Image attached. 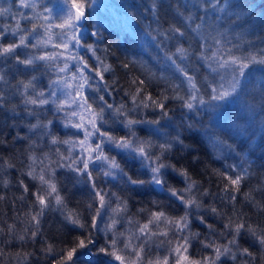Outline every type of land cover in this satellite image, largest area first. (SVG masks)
Instances as JSON below:
<instances>
[{"label": "snow or ice", "instance_id": "1", "mask_svg": "<svg viewBox=\"0 0 264 264\" xmlns=\"http://www.w3.org/2000/svg\"><path fill=\"white\" fill-rule=\"evenodd\" d=\"M63 7L60 12L54 13L44 0H19L18 7L26 12H12L11 7H0V17L12 16L16 18L14 26H0V63L7 59L15 60L17 65H23L25 70L35 69L40 64L47 72L51 73L47 89H37L35 81L37 77L32 75L27 81L19 80L15 85H9V78L3 70H0V108H4L7 99L5 92L8 87L15 89L13 94L22 97V104L29 116H36L35 124L29 125V131L41 129L42 135L49 136L52 145H67V155L57 149L59 159L55 161L57 167H66L77 173L79 177H85L93 192V205L91 223L89 229H98L104 232L105 237L111 234V239H106L105 246L98 249L100 254L110 256L117 264H218L222 257L233 261L237 253L247 256L243 264H256L257 256L248 248H241L238 238L241 231L247 232L260 245L261 264H264V229H257L242 220L233 221L231 217L224 225L225 229L232 233V238L226 244L216 241H201L205 248H212L213 255L193 259L188 256L191 240L199 236L189 229V212L187 209L201 208V203L193 195L198 182L194 180L186 168H177L175 164L165 159L174 146H181V150H187L191 145L186 144L182 133L177 130L174 135L164 132L161 120L171 121V111L166 107V102L171 98L180 102V107L196 117L201 116V110L209 114L210 126L203 121L193 122L189 118L184 127L194 133H200L212 148L217 159L223 158L225 150L241 157V164L225 165V171L216 170V175L223 183L222 199L235 205L236 194L240 192L242 183L250 176L251 164L245 165L246 156L235 152L233 144L227 143L219 131H225L233 137H249V128L258 126L264 134V77L256 80L255 73L250 69H264V47H256L255 41L247 38V30H236L240 27L247 13L243 11L247 5L237 4L235 0H168L167 7L180 19V26L171 24L167 29H162L159 24L158 9L165 7L162 0H149V7L153 21L145 25L144 38L163 51V67L171 68L173 74L178 77L174 80L171 76L161 72L157 75L151 69H147L145 61L135 57L126 58L120 66L127 70L130 66L139 65L146 68L148 76L145 79L133 77L130 79V90L125 91V96L131 101L129 108L124 102L118 105L110 103L105 95H93L101 92L112 97V92L117 89L115 78L111 83L105 81L104 74L115 72L113 65L107 62L109 49H99L97 43H87L89 39L100 41L102 34L99 29L90 30V8L95 0H61ZM131 7V5H129ZM21 21H27L30 27L21 26ZM156 28H152V23ZM227 24V27L224 25ZM11 34L17 39L12 43H3L6 35ZM176 40L177 46L174 52L161 48L162 41ZM187 41L185 47L181 41ZM130 43V41H126ZM264 43V38L261 39ZM245 45H248L247 50ZM33 49L30 53L17 54V49ZM82 50L85 55H82ZM103 52L104 55L98 53ZM89 57L95 61V66L89 63ZM195 62V63H194ZM207 70L202 79L197 78L199 67ZM191 69V71H190ZM54 77V78H53ZM211 77V78H210ZM163 81L165 89L154 97L147 91L146 81ZM250 85H252L250 87ZM171 92V96L167 95ZM254 91L259 93L256 103L247 97ZM115 99L114 97H112ZM51 105V109L46 106ZM231 106V107H230ZM38 109H46L56 113H63L62 123L65 128L76 129L73 134L75 139H60L51 135L52 121L42 123L39 119ZM159 110L157 119H137L130 113H142L144 110ZM16 112L15 106L11 108ZM106 111L110 112L112 120L105 118ZM259 116V120H257ZM246 121L245 124L239 121ZM110 123H117L126 129L122 136L113 134L108 130ZM138 125H149L147 137L138 135ZM156 126V127H152ZM80 133H83L82 138ZM151 137L163 138L158 142ZM4 141L0 140V143ZM31 146V145H30ZM158 148V154L153 149ZM115 152V155L110 153ZM117 156L125 160L138 161L142 169L147 170V177H134L121 164ZM196 157H194L195 159ZM48 156L39 159L34 154H29L31 163L28 165L26 175L37 181L40 188L33 193L38 211L35 215L29 214V221L33 226L32 239L40 231V217L45 210L54 205L61 209L68 223L85 228L78 212L67 209L55 179V168L51 163L45 164ZM39 164V170L37 166ZM14 167L10 163L0 165ZM171 169L183 178L185 187L177 189L166 178L167 170ZM95 173V175H94ZM123 182L133 189L150 187L160 194H166L171 199L181 204L185 211L181 216H170L159 206V202L153 201L155 210L138 209V212H147V219L142 223L135 217H127L128 201L123 197L109 193L98 185L97 180ZM5 187L7 180L0 181ZM25 193L28 186L20 181ZM203 195H208L207 191ZM107 197V199H106ZM115 197L116 206L112 207V198ZM245 199L250 203H256L251 192L244 193ZM4 197L0 195V200ZM23 199V196L20 197ZM256 206L264 210V205L256 203ZM111 211L108 217L110 223L103 222V213ZM211 212L221 215L215 207ZM118 217H125L130 225L125 232H118L116 224ZM100 219L101 226L97 224ZM201 223H206L200 217ZM163 225V228L161 227ZM210 231H214L212 225H207ZM14 226L9 225V232ZM187 230V234H185ZM3 229L0 228V233ZM169 232L175 234V238H169ZM223 235V233H221ZM164 237L157 246L167 243L169 246L166 254L161 256H149L145 245L153 241L154 237ZM20 241L25 236L18 237ZM94 241L91 233L84 239L77 238L74 245L62 249V255L56 264H72L75 254L80 249H86ZM235 249V251L233 250ZM53 253L51 245L45 249ZM3 252L0 251V256ZM27 255V254H26Z\"/></svg>", "mask_w": 264, "mask_h": 264}, {"label": "trees", "instance_id": "2", "mask_svg": "<svg viewBox=\"0 0 264 264\" xmlns=\"http://www.w3.org/2000/svg\"><path fill=\"white\" fill-rule=\"evenodd\" d=\"M101 5H97L95 19L90 16V30L99 29L102 34L100 41L89 39L87 43H97L99 49L107 47L109 53L107 62L115 68V72H108L104 74L105 81L111 83L115 78L117 83L114 87L117 89L112 92V97L107 96L101 92L93 95H105V98L110 103L118 105L124 102L129 108L132 107L131 101L125 96V91L130 90V79L139 77L145 79L148 76L147 69L156 71L157 75L163 72L165 75L171 76L176 80V75L173 74L171 68L163 67V51H160L155 44L151 43L150 38H144L145 25L139 18L138 10L144 11L146 24L153 21L152 13L149 7V0H98ZM165 7L158 9L159 24L162 29H167L171 24L180 26V19L175 16L168 7V0H162ZM183 3V0H180ZM237 4L247 5L243 9L247 16L242 21L238 22L240 27L236 30H247L249 40L255 41L256 47H264L261 39L264 38V0H235ZM131 5V7H129ZM92 13V10H89ZM16 20L11 18L0 17V26H14ZM21 26L24 28L30 27L28 22H22ZM156 23H152V28H156ZM227 27V24L224 25ZM12 38V39H10ZM11 34L5 36L3 43L9 44L16 40ZM162 41L161 48L168 52H174L177 46L176 40H169L164 42L162 37L158 38ZM130 41V43L126 42ZM185 47L188 46L187 41H181ZM248 45H245L247 50ZM33 49H17V54L30 53ZM81 53L85 52L82 50ZM104 55L103 52L98 53ZM143 55V56H141ZM135 57L142 59L147 65L146 68H141L139 65L130 66L125 70L120 65L125 62L126 58ZM145 59V60H144ZM95 63L89 57V63ZM195 63V62H194ZM93 65V64H92ZM151 65V67H149ZM95 66V64H94ZM199 67L197 78L202 79L207 70L196 63ZM0 70H3L9 78V85L17 84L19 80L27 81L35 75L37 80L34 82L37 89L48 91L47 84L51 73L47 72L40 64L35 69L25 70L23 65H17L15 60L7 59L0 63ZM191 71V69H190ZM255 73L259 80L264 77V69L253 68L249 70ZM54 78V77H53ZM211 78V77H210ZM178 82V81H177ZM147 91L151 92L154 97H158L165 89L163 81L151 80L146 81ZM254 84V81H253ZM251 87V85H250ZM15 89L8 87L5 95L7 97L4 108H0V165L10 163L14 167L0 168V181L7 180L8 185L5 187L0 183V195L4 197L0 200V228L3 232L0 233V251L3 255L0 256V264H56V261L62 255V249L70 248L74 245L77 238L84 239L91 233V238L94 241L86 249H80L74 256L72 264H117L112 261L110 256L100 254L98 249L105 246L106 239H111V234L105 237L103 231L98 229H89L87 225L91 223L92 209L88 208L89 204L93 205V192L85 177H79L77 173L70 171L66 167H57L55 161L59 159L56 152L67 155V145L57 144L52 145L49 142V136L42 135L41 129L29 131V125L35 124L37 117L27 115L24 105L22 104V97L19 94H13ZM169 97L171 92L167 93ZM259 98V93L254 91L247 99L256 103ZM180 102L172 100L171 98L166 102V107L171 111L169 115L172 117L171 121L161 120L163 131L169 135H174L177 130L182 133V138L186 144L191 145L187 150H181V146L176 145L170 153L165 155V159L175 164L177 168H186L191 174L192 178L198 182V186L193 190V195L201 203V208L195 207L187 209L189 212V229L193 233H199V236L191 240V246L188 250V256L193 259H200L204 256L213 255L212 248H205L201 241L210 242L216 241L223 245L232 238V233L225 229L224 225L231 217L233 221L242 220L245 227L251 225L254 228L264 229V210L256 206V203L264 205V134L259 131L258 126L254 125L249 128V137H233L230 133L219 131V135L229 144H233L235 152L242 153L246 156V162L251 164L250 176L242 183L240 192L236 194L235 205L222 199L223 183L221 178L216 175V170L225 171V165L241 164V157L235 153H229L225 150L223 158L217 159L212 148L208 145L206 139L200 133L190 132L184 127L185 122L191 118L193 122L203 121L205 125L210 126V116L201 110V116L196 117L193 113H188L186 109L181 108ZM15 106L16 112L13 113L11 108ZM51 105L46 106V109H51ZM231 107V106H230ZM38 109L40 113L39 119L42 123L48 120L52 121L51 135L59 137L60 139H75V129L65 128L62 123L63 113H56L54 111ZM137 119H157L159 118V110L153 111L151 109L144 110L142 113H130ZM105 118L112 120L109 111H106ZM259 120V116H257ZM245 124L246 121H239ZM108 130L113 134L122 136L126 133V129L117 123H110ZM149 125H138L137 132L141 137L149 135ZM156 127V126H152ZM82 138V137H81ZM151 139L158 142H163V138L151 137ZM31 145V146H30ZM159 149H153L154 154H158ZM34 154L39 159H43L45 155L48 159L45 164L51 163L55 168V179L60 190L67 209L76 211L81 216V222L86 225L85 228L76 227L65 220L61 209L57 208L54 203L47 208L42 217H40L39 229L35 239H32L33 226L29 223L31 216L38 211V206L35 202L33 193L36 192L40 185L37 181L31 179L26 175L28 165L31 163L29 154ZM115 155V152L110 153ZM194 157H196L194 159ZM121 164L134 177H147V170L142 169L138 161L125 160L117 156ZM247 163V164H248ZM39 170V164L37 166ZM95 175V173H94ZM168 182L177 189L184 188L186 185L183 178L171 169L167 170L166 176ZM20 181H23L28 186V192L25 193ZM99 186L103 187L105 191L111 196L112 193L123 197L128 201L127 217H135L142 223L147 219V212L140 213L138 209L155 210L156 206L153 201L159 202L160 208L166 211L170 216H181L184 214V207L171 199L166 194H160L152 190L150 187L143 189H133L131 186L123 182L105 181L102 177L97 180ZM207 191L208 195H203ZM251 192L256 203L248 202L244 193ZM23 196V199L20 197ZM107 199V197H106ZM116 206L115 197L112 198V207ZM211 207H215L221 215H216L211 212ZM111 211L107 210L103 213V222L110 223L108 217ZM200 217L206 223L200 222ZM116 230L118 232H125L130 225L127 223L125 217H118ZM97 224L102 227L100 219ZM9 225H13L12 232H9ZM207 225H212L214 231H210ZM163 228V225H161ZM223 233V235H221ZM187 234V230L185 232ZM25 236L24 241H20L18 237ZM169 238H175V234L169 232ZM164 237H154L153 241L145 245L146 253L149 256H161L166 254L168 249L167 243L160 246L159 241L164 240ZM238 244L241 248H248L249 251L256 254V264H261L260 261V245L254 241V238L245 231H241L238 238ZM51 245L53 253H48L45 249ZM235 251V249H233ZM27 254V255H26ZM249 259L247 256H242L237 253L235 261L222 257L218 264H243L245 260Z\"/></svg>", "mask_w": 264, "mask_h": 264}, {"label": "rangeland", "instance_id": "3", "mask_svg": "<svg viewBox=\"0 0 264 264\" xmlns=\"http://www.w3.org/2000/svg\"><path fill=\"white\" fill-rule=\"evenodd\" d=\"M44 3L49 8H52L53 11H54V13H57V14L60 12L61 8L63 7L61 0H44ZM18 4H19V0H0V7H5V8L11 7L12 12H21V11H24V12H26V14H29V15L31 14L30 12H27V10L20 9L18 7ZM97 5H101V4H100V2L98 0H95L93 6L90 8V10H92L91 11L92 12L91 15H92L93 19H95V15L93 14V10H94V13H95L96 12ZM138 14H139V18L142 21V23L144 25H146V20H145V17L146 16L145 15H148V14L147 13H144V11H142V10H138ZM4 18H11L13 20H16V18H14L12 16H5ZM24 22H27V21H24ZM10 39H12V38H10ZM81 54L84 55V53H81ZM141 56H143V55H141ZM92 64H93V67H94V64L95 63H93V61H92ZM149 67H151V65H149ZM154 72H156V71H154ZM158 75H159V73H158ZM176 78H177L176 80L178 81V77L177 76H176ZM257 80H258L257 78H256V80H253L254 81V84L253 85L256 84ZM75 132H76V129H75ZM79 135H80V137H82L83 136V133H80ZM247 163H248V161L245 162V165L244 166H247Z\"/></svg>", "mask_w": 264, "mask_h": 264}]
</instances>
